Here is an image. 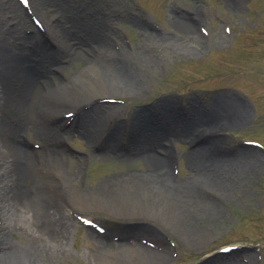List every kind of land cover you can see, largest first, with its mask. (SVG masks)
I'll return each mask as SVG.
<instances>
[{
  "label": "rangeland",
  "instance_id": "rangeland-1",
  "mask_svg": "<svg viewBox=\"0 0 264 264\" xmlns=\"http://www.w3.org/2000/svg\"><path fill=\"white\" fill-rule=\"evenodd\" d=\"M9 1L14 7H9ZM69 2L74 12L84 10L95 20L110 19L114 30L106 34V41L116 52L145 50L140 44L141 29L132 17L152 34L187 46L157 44L146 48L144 53L151 62L134 65L145 81L140 94L125 96L108 91L106 94L113 96L111 100L100 102L102 106L91 104L95 108L82 107L83 113L77 116V112L70 128L69 123L64 131L63 127L57 129L56 148L62 155L61 166L46 164L41 150L44 143L36 129L23 133L28 149L34 151V161L51 172L50 177H73L67 192L54 197L58 209L66 214L63 248L39 260V264H94L98 242L107 243L112 251L122 246L130 249L142 246L164 252L169 256L164 264H212L205 263L206 259L231 246L235 249L222 257L229 259L226 264H264V0ZM54 9L57 13L53 15L57 17L53 20L59 16L55 7L36 8L31 0L26 5L19 0H0V33H8L10 36L4 34L5 37L15 39L18 44L32 47L33 43L35 49L54 50L57 40L49 32L44 36L42 25L45 15ZM182 15L189 19L202 43L193 42L174 28L176 17ZM46 39L50 44L53 41V45L42 43ZM80 65L69 53L59 56V64L41 63V67L51 69L57 82L65 84ZM218 99L228 100L234 108L241 107L245 112L244 119L236 124L219 126L212 147L226 164L219 174L227 184L216 188L209 183L193 182L198 203L181 217L176 205L169 201H159L165 204L164 214L148 208L155 201L137 199L139 189L132 190L128 185H136L138 180L128 183L129 189L121 181L131 174H142L139 169L142 162L125 152L127 141L122 139L128 135L126 126L131 125V116L136 110L146 109L161 113L163 121L171 122L177 113L187 118L193 106L209 111ZM97 121L96 134L103 145L91 146L72 126L80 122L91 126ZM115 124L119 125L121 135L114 137L110 127ZM159 142L172 152L168 165L174 181L189 179L192 172L186 164V154L192 146L182 139L165 136ZM111 147L116 148L112 149L115 154L109 152ZM155 151L165 154L162 148ZM230 157L235 160L226 163ZM112 165L126 168L116 171ZM139 188L144 190L142 186ZM122 189L134 193L136 198L123 195ZM95 198H101L99 204ZM130 199L147 206L145 214L128 204ZM131 214L143 217L144 223L134 225L136 217ZM192 233L200 239L198 242L188 238ZM7 237L11 242L18 241L15 231Z\"/></svg>",
  "mask_w": 264,
  "mask_h": 264
},
{
  "label": "bare ground",
  "instance_id": "bare-ground-1",
  "mask_svg": "<svg viewBox=\"0 0 264 264\" xmlns=\"http://www.w3.org/2000/svg\"><path fill=\"white\" fill-rule=\"evenodd\" d=\"M31 2L36 8L46 5L58 10L57 19L53 20L57 17L53 15L57 13L54 9L45 15L42 24L43 35H47L46 32L53 34L57 46L49 51L35 49L33 43L32 47L26 43L18 44L15 39L8 38V33H0V264H39V260L61 251L66 235V214L63 209H58L54 197L67 192L68 183L73 177L62 175L60 178L56 173L57 178L54 175L50 177L51 172L46 171L40 162L34 161V151L32 148L28 149L23 133L36 129L37 136L44 143L41 150L45 153L46 164L61 166L62 155L56 148L57 129L63 127L64 131L68 122L70 128L77 112V116L83 113L82 107L91 104L102 106L100 102L111 100L113 96L106 94L108 91L125 96L140 94L145 88V81L135 71L134 65L151 62L150 56L144 53L146 48L157 44L187 46L175 43L172 38L152 34L137 18L132 17V21L141 29L143 37L140 44L145 50L116 52L112 44L106 41V34L114 30L110 19L95 20L94 16L84 10L74 12L69 0ZM9 3L10 8L14 7L12 2ZM173 26L184 37L202 43L184 15L176 17ZM47 41L49 39L42 43L53 45L52 40V44ZM62 53H69L72 59L81 63L78 71L71 75L70 81L66 80V84L64 81L57 82L47 66L41 67V63L59 64ZM243 114V108H234L230 101L221 99L216 100L209 111L193 106L188 111L187 118L177 113L171 122L163 121L159 112L136 110L134 116H131V125L128 123L126 126L128 135H123L122 139L127 141L125 152L143 163L138 164L142 174H131L127 180L123 178L122 183L128 189L129 186L134 188L132 190L139 189L136 191L137 199H147L151 203L155 201L154 205L148 207L154 211L159 210L163 214L167 212L165 204L159 203L160 200L176 205L180 217L192 211L198 203V192L193 182L209 183L216 188L227 184L219 174L226 164L219 159L220 155H216L212 147L216 144L215 136L219 126L227 123L234 125L244 119ZM98 125V121L91 126L80 122L72 127L91 146H101L103 143L99 142L96 134ZM110 128V134L115 137L119 133V125L115 124ZM104 131L101 133L104 134ZM164 136L182 139L192 146L186 154V164L192 174L181 183L175 182L170 173L168 164L172 152L159 142ZM155 148L164 149L165 154L161 155ZM112 149L116 148L111 147L109 152L115 154ZM232 160L235 159L230 157L226 163H231ZM32 163L34 168L31 170ZM112 168L122 171L126 167L112 165ZM134 179L138 180L136 185L128 184ZM140 186L144 188L143 191H140ZM126 190H121L123 195L135 197L134 193ZM98 199L95 198L99 204L101 198ZM130 200L128 204L130 202L145 214L147 206L134 199ZM130 216L136 217L134 225L144 223L143 217L134 214ZM14 231L18 234V241L11 242L7 236ZM188 238L194 242L200 240L193 233ZM98 245L94 264H164L169 259L164 252L151 251L142 246L134 249L122 246L118 251H112L107 243L98 242ZM207 261L226 264L229 259L214 255Z\"/></svg>",
  "mask_w": 264,
  "mask_h": 264
}]
</instances>
